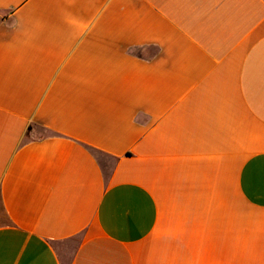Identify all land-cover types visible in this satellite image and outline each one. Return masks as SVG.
<instances>
[{
  "label": "crops",
  "instance_id": "crops-1",
  "mask_svg": "<svg viewBox=\"0 0 264 264\" xmlns=\"http://www.w3.org/2000/svg\"><path fill=\"white\" fill-rule=\"evenodd\" d=\"M0 264H264V0H0Z\"/></svg>",
  "mask_w": 264,
  "mask_h": 264
},
{
  "label": "trees",
  "instance_id": "trees-1",
  "mask_svg": "<svg viewBox=\"0 0 264 264\" xmlns=\"http://www.w3.org/2000/svg\"><path fill=\"white\" fill-rule=\"evenodd\" d=\"M87 148L94 156H96L98 158H99V155H105L106 156V154L104 152H102V151H100V150H98L92 146H87Z\"/></svg>",
  "mask_w": 264,
  "mask_h": 264
},
{
  "label": "rangeland",
  "instance_id": "rangeland-1",
  "mask_svg": "<svg viewBox=\"0 0 264 264\" xmlns=\"http://www.w3.org/2000/svg\"><path fill=\"white\" fill-rule=\"evenodd\" d=\"M99 159H100V161L102 162V164L105 165V166H110L111 163H112V161H111L109 158H107V157H105V156H102V155H99ZM61 250H62V249H60V251H61Z\"/></svg>",
  "mask_w": 264,
  "mask_h": 264
}]
</instances>
